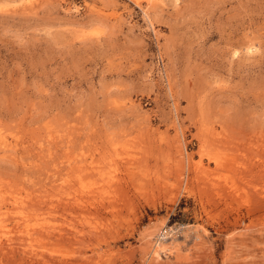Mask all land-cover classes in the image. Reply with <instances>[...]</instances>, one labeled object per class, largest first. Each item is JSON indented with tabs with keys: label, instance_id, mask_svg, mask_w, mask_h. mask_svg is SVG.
<instances>
[{
	"label": "rangeland",
	"instance_id": "1",
	"mask_svg": "<svg viewBox=\"0 0 264 264\" xmlns=\"http://www.w3.org/2000/svg\"><path fill=\"white\" fill-rule=\"evenodd\" d=\"M46 262L264 264V0H0V264Z\"/></svg>",
	"mask_w": 264,
	"mask_h": 264
},
{
	"label": "bare ground",
	"instance_id": "2",
	"mask_svg": "<svg viewBox=\"0 0 264 264\" xmlns=\"http://www.w3.org/2000/svg\"><path fill=\"white\" fill-rule=\"evenodd\" d=\"M148 15V14H147ZM153 24V23H152ZM6 132V131H5ZM87 168V167H86ZM40 197H42L41 195H40ZM19 200V198H17L16 197V201H18ZM20 202V201H19ZM104 203V202H103ZM20 204V203H19ZM13 205V204H12ZM58 205V204H57ZM60 206V205H59ZM41 208H42V206H40ZM52 208V207H51ZM38 209V208H37ZM40 209V208H39ZM46 210H48V209H46ZM49 210H51V209H49ZM52 210H53V208H52ZM39 211V210H38ZM56 212V211H55ZM59 212H61V211H59ZM13 213V212H12ZM64 215V214H63ZM18 216V215H17ZM20 216V215H19ZM49 216V215H48ZM19 218V217H18ZM24 220H25V217L23 218ZM45 225V224H44ZM50 227V226H49ZM48 227V228H49ZM31 228V227H30ZM59 230H60V228L59 227H57ZM44 229V228H43ZM43 229H42V231H43ZM163 228H161L160 230L161 231H159V233H158V235L159 236H161L162 234H163V230H162ZM50 230V229H49ZM25 231V230H24ZM27 231V230H26ZM30 231H32L31 229H30ZM44 231H48V229L46 230V227H45V230ZM62 231V230H61ZM60 231V232H61ZM38 232V231H37ZM63 232V231H62ZM60 233V236H59V238H60V240H62V239H64L65 238V236H66V234H64V232L63 233ZM26 233H28V231L26 232ZM31 233V232H30ZM34 233V232H33ZM49 233V232H48ZM44 234V233H43ZM25 235V234H24ZM23 236V235H22ZM26 236V235H25ZM31 237V236H30ZM33 237H34V234H33ZM21 238V237H20ZM23 238V237H22ZM21 238V239H22ZM17 240V239H16ZM15 240V241H16ZM34 240V239H33ZM65 240V239H64ZM24 241V240H23ZM35 245V244H34ZM12 248H13V246H12ZM30 248V247H29ZM2 249H3V247H2ZM167 249H169L168 247H166V245H164V242L161 240V237L156 241V243H155V245H154V247H153V249H152V252L156 255V256H159L158 258H160V256H161V253L162 252H164V251H166ZM15 252V251H14ZM16 253H17V250H16ZM22 253L24 254V255H28V253H27V251H25V250H23L22 251ZM15 255V254H14ZM33 256V255H32ZM35 256V255H34ZM37 256V255H36ZM35 256V257H36ZM40 256V255H39ZM40 257H42V256H40ZM42 258H45V257H42ZM46 260V259H45ZM48 262V261H47ZM46 262V263H47ZM48 264V263H47Z\"/></svg>",
	"mask_w": 264,
	"mask_h": 264
}]
</instances>
